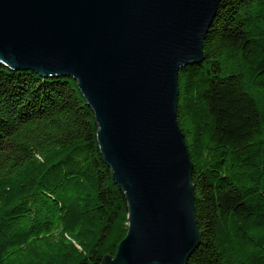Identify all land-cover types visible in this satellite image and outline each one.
Returning <instances> with one entry per match:
<instances>
[{
    "label": "trees",
    "instance_id": "trees-1",
    "mask_svg": "<svg viewBox=\"0 0 264 264\" xmlns=\"http://www.w3.org/2000/svg\"><path fill=\"white\" fill-rule=\"evenodd\" d=\"M178 73L199 245L186 264H264V0H221ZM76 83L0 65V264H101L127 232Z\"/></svg>",
    "mask_w": 264,
    "mask_h": 264
},
{
    "label": "water",
    "instance_id": "water-1",
    "mask_svg": "<svg viewBox=\"0 0 264 264\" xmlns=\"http://www.w3.org/2000/svg\"><path fill=\"white\" fill-rule=\"evenodd\" d=\"M221 0H0V65L73 80L127 232L101 264H186L199 245L178 73L203 60Z\"/></svg>",
    "mask_w": 264,
    "mask_h": 264
}]
</instances>
